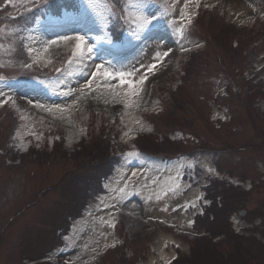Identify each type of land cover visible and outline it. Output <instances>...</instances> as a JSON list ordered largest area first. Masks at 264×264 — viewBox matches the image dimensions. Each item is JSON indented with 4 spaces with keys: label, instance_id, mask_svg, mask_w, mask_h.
Here are the masks:
<instances>
[{
    "label": "rangeland",
    "instance_id": "obj_1",
    "mask_svg": "<svg viewBox=\"0 0 264 264\" xmlns=\"http://www.w3.org/2000/svg\"><path fill=\"white\" fill-rule=\"evenodd\" d=\"M29 1L0 0V15ZM163 1L122 0L135 33L146 40L133 47V38L114 44L105 33L107 16L118 20L111 0H80L79 15L64 14L28 33L29 64L15 58L17 24L0 21V75L13 78L0 84V264H50L56 254L71 264H167L173 257L164 253L187 254L190 246L198 256L189 264H264V139L258 134L264 138V72L255 75L264 67V0ZM203 35L220 64L210 53L190 61L187 51L202 44ZM155 45L157 78L147 81L154 68L143 63ZM22 73H29L27 82L18 81ZM73 88L79 94L67 101ZM111 131L112 152L125 153L115 173L104 162L108 141L94 142ZM168 137L183 146L171 147ZM88 143L100 161L96 167L82 154L71 159ZM201 147L235 152L161 161ZM34 150L46 157L33 158ZM174 164L179 181L169 186L162 177ZM196 165L203 169L200 179ZM103 173L95 194L106 195L89 204L54 250L58 232ZM184 173L187 180L180 178ZM74 174L75 180L66 178ZM218 175L231 178L230 188H205L206 178ZM205 195L222 197L196 227L193 213L209 204ZM134 235L142 238L133 243Z\"/></svg>",
    "mask_w": 264,
    "mask_h": 264
},
{
    "label": "bare ground",
    "instance_id": "obj_2",
    "mask_svg": "<svg viewBox=\"0 0 264 264\" xmlns=\"http://www.w3.org/2000/svg\"><path fill=\"white\" fill-rule=\"evenodd\" d=\"M156 53H153L149 56V59L148 60H144V63H143V67H145V69H150V68H154V70H150L148 71L147 73H149L146 78H153L157 73H155V70L158 69L157 65L155 64L156 61V58H157V54H158V47L156 46ZM164 54H165V51H164ZM168 54H165V56H167ZM160 68H164L163 66L160 67ZM83 94V93H82ZM81 95V93H80ZM135 108L138 106V105H134ZM179 164H177L176 166H174L171 170H168L166 173H164L162 179L166 181V184L169 185V186H172V185H175L177 181H179V179H175V173H178L179 174ZM108 221H110L109 218H107Z\"/></svg>",
    "mask_w": 264,
    "mask_h": 264
}]
</instances>
